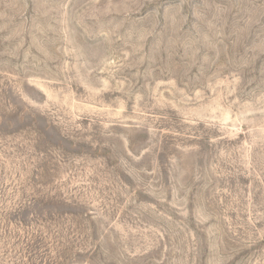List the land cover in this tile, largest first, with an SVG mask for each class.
Wrapping results in <instances>:
<instances>
[{
	"label": "rangeland",
	"instance_id": "obj_1",
	"mask_svg": "<svg viewBox=\"0 0 264 264\" xmlns=\"http://www.w3.org/2000/svg\"><path fill=\"white\" fill-rule=\"evenodd\" d=\"M0 264H264V0H0Z\"/></svg>",
	"mask_w": 264,
	"mask_h": 264
}]
</instances>
